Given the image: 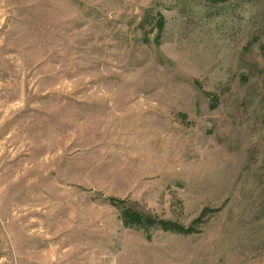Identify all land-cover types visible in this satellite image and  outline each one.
I'll list each match as a JSON object with an SVG mask.
<instances>
[{"label": "rangeland", "instance_id": "rangeland-1", "mask_svg": "<svg viewBox=\"0 0 264 264\" xmlns=\"http://www.w3.org/2000/svg\"><path fill=\"white\" fill-rule=\"evenodd\" d=\"M0 264H264V0H0Z\"/></svg>", "mask_w": 264, "mask_h": 264}, {"label": "trees", "instance_id": "trees-1", "mask_svg": "<svg viewBox=\"0 0 264 264\" xmlns=\"http://www.w3.org/2000/svg\"><path fill=\"white\" fill-rule=\"evenodd\" d=\"M162 17L160 18V22L162 21ZM123 216L125 218L126 223L128 224H140V225H147V224H152L151 219H149L148 217L135 212L134 210H130V209H125L123 212ZM153 223H155L153 221Z\"/></svg>", "mask_w": 264, "mask_h": 264}]
</instances>
